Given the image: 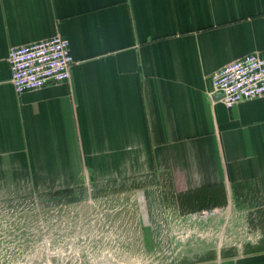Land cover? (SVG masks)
<instances>
[{
    "label": "crops",
    "instance_id": "1",
    "mask_svg": "<svg viewBox=\"0 0 264 264\" xmlns=\"http://www.w3.org/2000/svg\"><path fill=\"white\" fill-rule=\"evenodd\" d=\"M55 34L71 78L17 93L10 49ZM250 53L264 0H0V196L244 186L264 223V97L227 107L212 85Z\"/></svg>",
    "mask_w": 264,
    "mask_h": 264
},
{
    "label": "rangeland",
    "instance_id": "2",
    "mask_svg": "<svg viewBox=\"0 0 264 264\" xmlns=\"http://www.w3.org/2000/svg\"><path fill=\"white\" fill-rule=\"evenodd\" d=\"M194 194L129 182L0 196V264H264L249 189Z\"/></svg>",
    "mask_w": 264,
    "mask_h": 264
},
{
    "label": "built area",
    "instance_id": "3",
    "mask_svg": "<svg viewBox=\"0 0 264 264\" xmlns=\"http://www.w3.org/2000/svg\"><path fill=\"white\" fill-rule=\"evenodd\" d=\"M8 60L17 93L40 89L49 82L68 81L76 62L69 39L59 34L12 47ZM212 85L227 107L264 97V55L250 53L225 64L213 74Z\"/></svg>",
    "mask_w": 264,
    "mask_h": 264
},
{
    "label": "trees",
    "instance_id": "4",
    "mask_svg": "<svg viewBox=\"0 0 264 264\" xmlns=\"http://www.w3.org/2000/svg\"><path fill=\"white\" fill-rule=\"evenodd\" d=\"M180 196H182V195H180ZM192 197H195V198H205L206 197V192H200V193H196V195H194V196H192ZM198 199V200H199Z\"/></svg>",
    "mask_w": 264,
    "mask_h": 264
}]
</instances>
